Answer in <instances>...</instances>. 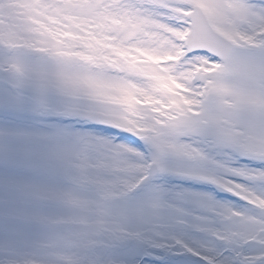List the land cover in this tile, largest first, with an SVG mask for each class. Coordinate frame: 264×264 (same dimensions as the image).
Here are the masks:
<instances>
[{
    "label": "snow or ice",
    "instance_id": "obj_1",
    "mask_svg": "<svg viewBox=\"0 0 264 264\" xmlns=\"http://www.w3.org/2000/svg\"><path fill=\"white\" fill-rule=\"evenodd\" d=\"M0 264H264V0H0Z\"/></svg>",
    "mask_w": 264,
    "mask_h": 264
}]
</instances>
